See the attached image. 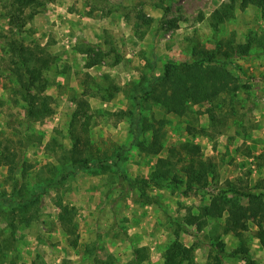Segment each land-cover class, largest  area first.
I'll return each mask as SVG.
<instances>
[{
	"label": "rangeland",
	"instance_id": "rangeland-1",
	"mask_svg": "<svg viewBox=\"0 0 264 264\" xmlns=\"http://www.w3.org/2000/svg\"><path fill=\"white\" fill-rule=\"evenodd\" d=\"M42 1L26 12L29 21L20 32L11 20L0 17V145L14 152L18 161L15 177L20 189L13 199H41L36 219L27 226L19 224L11 242L7 241L11 217L7 206L0 205V236L7 246L0 264H163L175 231L179 241L193 250L197 264L211 262L216 253L223 264H244L227 257L240 241L223 234L225 215L216 207L211 216L203 210L222 188L236 189L243 205L246 199L241 194H264V162L258 160L264 151L263 49L252 47L250 57L234 60L238 68L215 66L221 81L235 83L233 94L191 106L181 116L163 115L167 123L157 156L140 150L149 135L135 125L142 117L165 113L152 103L134 106L132 98L161 76L167 60L191 62L197 43L214 49L216 39L233 35L237 45L249 34H258L263 29L258 10H237L214 35L210 21L219 5L229 0ZM17 41L53 63L46 74L51 85L43 94L54 102L51 115L42 121L25 119L24 103L9 73L14 67L11 47ZM88 49L91 52L86 53ZM98 52L104 56L96 57ZM86 74L91 77L88 88L98 93L87 98L97 114L88 126V147L74 156L70 123ZM108 81L121 91L106 100ZM208 109L215 113V125ZM184 142L198 145L202 159L214 165L207 184L188 187L178 170L181 183L164 180L156 186L150 176L157 158ZM13 178L0 165V194H11ZM134 191L149 202L137 201ZM56 197L77 209L76 246L57 222ZM186 217H201L206 225L198 231L186 224ZM256 232L250 222L242 239L254 263L264 264Z\"/></svg>",
	"mask_w": 264,
	"mask_h": 264
},
{
	"label": "trees",
	"instance_id": "trees-1",
	"mask_svg": "<svg viewBox=\"0 0 264 264\" xmlns=\"http://www.w3.org/2000/svg\"><path fill=\"white\" fill-rule=\"evenodd\" d=\"M42 0H0L2 13L0 17L11 20L20 32L26 25L27 11L41 6ZM249 7L258 10L263 29L257 34H249L244 43L234 45V36L227 39H216V47L207 49L198 43L191 50V62L177 63L173 60H167L164 65L161 76L154 82L149 83V88L143 94L137 92L133 96L134 106H142L143 102L152 103L158 106L165 114L160 117L151 114L149 117H142L136 122L135 128L138 131L147 133L148 140L140 143V150L147 155L157 156L163 149L164 128L167 119L163 115H183L191 106L208 104L222 95H231L236 90L235 83L228 84L220 80L215 73V66L218 64L229 65L238 68L234 60L245 59L251 56L252 47L262 48L264 51V0H229L222 2L217 13L212 17L210 26L213 28L214 35L217 32L219 24H223L235 17L236 11H244ZM31 18V17H30ZM14 67L9 69L10 75L14 78L16 84V94L24 103L25 119L42 121L49 117L52 112L51 104L54 102L49 95L43 92L51 85L47 73L52 67V61L49 57H37L34 55V48L26 45L23 41L15 42L12 47ZM86 53L91 50H86ZM96 57L104 56L102 52L95 54ZM89 56V55H88ZM91 56L88 57L86 66H90ZM84 79V90L81 97L75 99V109L72 113L70 123V135L74 142L71 154L74 156L83 153L82 148L88 147V126L97 112L93 110L87 98L96 97L98 93L88 88L90 82L89 75ZM108 79V77H105ZM106 96L104 99H112L121 88L112 81L107 82ZM100 90V89H99ZM134 109V108H133ZM133 110L131 111V114ZM209 120L211 124H216L215 113L208 109ZM204 132V129H202ZM0 165L8 169V172L14 178L11 194H0V205H6L10 218V240H14V232L19 224L29 225V223L38 215V207L41 199L39 196L18 200L13 199L19 180L15 177L18 170V161L16 154L6 151L0 145ZM89 159H84V163ZM258 160L264 162V151L258 156ZM180 165V166H179ZM99 166V165H97ZM178 170L185 178V184L203 187L207 184L208 176L215 169L214 165L205 162L202 159L200 147L194 143L184 142L171 147L167 155L158 157L151 173L150 180L156 185H160L164 180H169L174 184L182 181L179 178ZM62 178V177H60ZM122 178L130 184L132 181L125 176ZM145 184V183H144ZM259 187V185H258ZM45 192L46 189H42ZM227 192L233 196L227 197ZM137 201L149 202V198L143 193L134 191ZM240 193L236 189L225 190L222 188L217 197L211 200L210 205L205 208V216H211L214 207L217 208L220 215H225L222 226L223 234H232L240 241V247L228 254L227 257H235L244 264H255L249 254V249L245 246L242 236L248 230V224L252 222L257 227L255 238L258 239L259 246L264 250V194L244 193L241 194L246 199V205H243L235 195ZM57 208V222L60 229L68 236L73 237L72 245H77V230L75 217L77 209L74 206L65 204L61 197H56L54 202ZM218 205V206H216ZM216 210V211H217ZM36 219V218H35ZM187 225H195L198 231L206 225V221L201 217H186ZM180 230L183 229L178 225ZM175 240L168 246L164 256L163 264H197L193 250L183 245L179 239V232L175 231ZM11 242V241H10ZM6 242L0 236V255L6 251ZM24 264V263H22ZM35 264V263H31ZM206 264H223L222 256L216 253L211 262Z\"/></svg>",
	"mask_w": 264,
	"mask_h": 264
}]
</instances>
